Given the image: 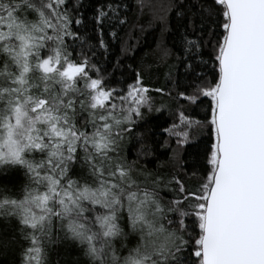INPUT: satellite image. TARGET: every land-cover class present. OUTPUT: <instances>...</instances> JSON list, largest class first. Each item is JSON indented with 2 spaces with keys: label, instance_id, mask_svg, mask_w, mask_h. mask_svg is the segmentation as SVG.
<instances>
[{
  "label": "snow or ice",
  "instance_id": "snow-or-ice-1",
  "mask_svg": "<svg viewBox=\"0 0 264 264\" xmlns=\"http://www.w3.org/2000/svg\"><path fill=\"white\" fill-rule=\"evenodd\" d=\"M108 7L115 24L127 23L120 5ZM138 7L166 30L175 2ZM193 15L198 38H186L185 51L209 48L202 62L213 72L177 96L210 100L203 120L180 111L165 131L181 146L193 126L207 130L201 175L149 169L144 145L128 158L132 126L153 110L149 89L138 71L126 91L110 85L95 52L77 50L66 0H0V169L23 176L16 192L0 189V218L17 221L0 248L18 234L31 244L23 264H46L58 225L87 264H264V0H204Z\"/></svg>",
  "mask_w": 264,
  "mask_h": 264
},
{
  "label": "trees",
  "instance_id": "trees-1",
  "mask_svg": "<svg viewBox=\"0 0 264 264\" xmlns=\"http://www.w3.org/2000/svg\"><path fill=\"white\" fill-rule=\"evenodd\" d=\"M167 2L168 0H144L146 5L157 6V10ZM174 2L175 7L167 13L166 30L160 21L154 19L153 9L144 7L141 10L138 7L140 0H66V7L73 21L71 31L81 37V41L75 42V47L77 50L84 48L95 52L92 63L101 68L110 85L125 88L136 79L138 71L143 82L149 86L151 96H159L163 100L159 111L147 112L144 109L143 117L132 126V133L125 144L128 158L136 159L138 150H142L141 146L144 145L150 154L140 156V162L149 169H157L158 165H163L159 167L162 173L181 170L201 175L204 171L205 152L212 142L207 130H196L193 126L190 142L178 146L176 137L165 129L179 123L180 111L193 119L203 120L208 108L210 98H201L202 102L189 104L177 96L178 92L192 91V85L202 79L198 73L210 77L213 72L210 63L202 62L210 61L209 48L203 47L199 52L195 48L191 52L185 51L188 47L186 38H198V32L187 27L188 17L193 16L195 19L193 14L198 12V5L204 0ZM109 5H120L119 17H126L127 23L115 24ZM101 10L108 13V17H100ZM178 11L183 15L178 16ZM76 20L80 23L76 24ZM112 31L117 32L118 38L111 36ZM101 38L107 45L106 50L99 45ZM204 38L207 39L206 36ZM69 43H72L71 39ZM164 48L169 50L170 56L161 60L160 52ZM157 88L171 90L172 96H162L155 91ZM22 180V173L0 169V189L7 186L12 192H16ZM162 195L168 197L167 193ZM16 224L15 219L5 221L0 218V233L11 234ZM30 246L29 241L21 239L17 234L16 241L8 248H0V264H23V250ZM44 246L47 250L46 264H87L82 247L78 242L67 238L58 225L53 229L52 242L45 240Z\"/></svg>",
  "mask_w": 264,
  "mask_h": 264
},
{
  "label": "rangeland",
  "instance_id": "rangeland-1",
  "mask_svg": "<svg viewBox=\"0 0 264 264\" xmlns=\"http://www.w3.org/2000/svg\"><path fill=\"white\" fill-rule=\"evenodd\" d=\"M133 83H135V79L132 80L129 84H133ZM142 85H143L144 87H146V88L149 89L147 95H148L149 97H151L152 104H153V110H152L151 112H156L157 109H160V107L162 106V104H163V100H162L159 96H151V94H150V88H149V86H148L147 84H145V83L143 82V80H142ZM124 89H125V91H126V87H125ZM144 109H147V108H142L141 111L144 112ZM147 112H149V111L147 110ZM177 124H180V121H179V123H177ZM178 130H181V131H182V128H181V129H178Z\"/></svg>",
  "mask_w": 264,
  "mask_h": 264
}]
</instances>
